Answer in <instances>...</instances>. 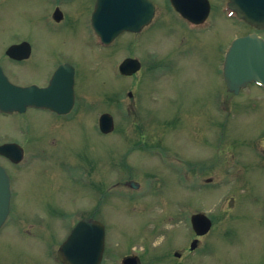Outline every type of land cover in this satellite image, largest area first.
<instances>
[{"label":"rangeland","instance_id":"rangeland-1","mask_svg":"<svg viewBox=\"0 0 264 264\" xmlns=\"http://www.w3.org/2000/svg\"><path fill=\"white\" fill-rule=\"evenodd\" d=\"M151 1L152 23L105 49L85 20L75 18L87 0H72L73 19L58 27L45 18L50 0H0V64L8 79L44 84L50 66L64 60L75 68L76 94L67 117L37 110L0 114V143L21 144L26 154L17 167L0 158L12 190L10 215L0 229V264H59L51 255L75 221L88 215L106 229L103 264H118V252L141 246L154 221L188 197L191 209L220 207L226 218L219 264H264V95L250 86L229 96L224 79L232 42L254 30L229 19L224 1L211 0L202 28L185 21L168 0ZM259 35L264 39V31ZM22 39L34 56L14 71L4 52ZM127 57L142 63L134 77L119 73ZM103 113L114 117L112 134L98 128ZM192 167L191 173L202 170L205 186L221 188L197 191L191 180L184 189L182 174ZM210 176L216 181L206 185ZM223 176L226 183L219 184ZM234 179L239 180L229 182ZM130 180L144 188H110L109 194L108 187ZM178 234L181 243L182 228Z\"/></svg>","mask_w":264,"mask_h":264},{"label":"water","instance_id":"water-1","mask_svg":"<svg viewBox=\"0 0 264 264\" xmlns=\"http://www.w3.org/2000/svg\"><path fill=\"white\" fill-rule=\"evenodd\" d=\"M229 1V7L240 19L257 30H264V0ZM171 2L183 16L196 22L204 20L209 14L208 0ZM154 14L155 6L151 0H98L94 27L102 41L109 44L123 32H140L150 24ZM24 46H13L8 53L16 56L17 50L27 47ZM140 69L141 62L137 59H127L120 66L123 75H133ZM224 75L230 91L237 92L249 82H258L264 86V39L257 33L237 38L227 54ZM74 83V69L69 65H62L50 86L43 89L13 85L0 68V109L7 113H23L29 106H40L62 114L68 113L75 102ZM100 125L105 133L112 131L113 117L104 114ZM0 154L13 158L16 162L22 158V150L17 144L0 146ZM10 201V178L6 169L0 165V228L9 216ZM104 249V227L98 222L85 220L63 244L59 258L63 264H101Z\"/></svg>","mask_w":264,"mask_h":264},{"label":"flooded vegetation","instance_id":"flooded-vegetation-1","mask_svg":"<svg viewBox=\"0 0 264 264\" xmlns=\"http://www.w3.org/2000/svg\"><path fill=\"white\" fill-rule=\"evenodd\" d=\"M71 1L72 0H50L51 2V5L49 6L50 11L47 14V16H45V18L47 21L50 22L51 26L58 27L59 25H62L63 23L66 24L67 22H70L73 19L71 15V9H72ZM87 1L88 3L83 2L82 5L76 10L77 14L75 18L80 19V20H85V28L88 31L93 33L92 17H93L95 8H96L97 0H87ZM212 10H213V5L211 4V12ZM209 17L203 24H200V25H195L188 21L187 22L195 28L196 27L202 28V26L205 25L207 21L209 20ZM23 44L27 46L28 49L27 47L24 46L25 49L22 48L20 50H17L15 54L16 56H11L8 53L11 47L19 46ZM27 54L28 56H26ZM4 56L8 63L7 65H10L11 68L15 71L19 68H22L23 65H25L27 62H30V60L33 59L34 49L28 40L26 39L17 40L16 42L10 43L7 46L4 52ZM64 64L72 65L71 63L64 61V60L58 61L55 67H53V64H52L50 66L51 69L49 70V73H48L49 74L48 79L46 83L44 84H40L39 82H36L35 80H30L28 81L29 83L27 84H24V85L16 84V85L24 86V87L31 86V85H37L39 87H48L57 69ZM0 68L2 72L7 76L8 74H7L6 67L3 64H0ZM247 88L241 89L240 92ZM228 94L229 96L236 95L235 93L230 92V91H228ZM228 102L229 101L225 103H228ZM75 107H76V97H75L74 108ZM74 108L72 109L71 113H73ZM224 108H227V104L224 105ZM30 110L47 112L58 118L67 117V116H70L71 114L70 113L69 115H58L46 109H36V108H28L27 111L24 113L15 112V113H8V114L3 113L0 110V114L3 116H7V117L14 116L15 114L24 115L25 113H28ZM7 143H16V142L4 141L0 143V145L7 144ZM19 145L23 148L21 144ZM23 151H24V155L26 156L24 148H23ZM34 156H35L34 154H31L28 157L32 159ZM123 156L126 160V155H123ZM0 158L4 159L6 162L14 165L15 167H17L16 165H18V164L13 163L10 159L2 155H0ZM192 169L193 167L190 170H187V171L185 170L184 173L182 174L184 189L190 188L191 180H192L191 184L193 182L197 184V185L194 184V187H193V188H196L197 191H201L203 189L205 190L208 187L212 188L213 190L215 189L217 190L219 188L218 185H215L216 183L214 184L215 186L209 184L211 182L214 183L216 181L211 176L207 177L206 185L207 184L209 185L205 186V183H204L205 179H204V182L199 180L200 178H204V175H201L202 170L199 169L191 173L190 171ZM88 174H90V172ZM193 175H194V179L190 178V176H193ZM195 177L196 179H198L197 181L195 180ZM228 177L232 179V175ZM225 178L226 177L223 176L222 180L218 181L219 184L222 182L226 183L227 178L226 179ZM223 179H225V181ZM238 180L239 179H234L229 182L233 181L234 183H236ZM128 182L121 181L118 183V185L113 186L112 189L114 188L120 189V190L121 188L128 189L126 185ZM92 186L96 187V184L92 183ZM110 188L111 187H108L109 194L112 191ZM151 190L153 189L151 188ZM230 191H233V189L231 188ZM103 196L104 198L98 197L97 200H99L100 198L101 199L103 198V201H104L105 196H107V194ZM131 198H134V195L133 197L131 196ZM193 207H194V203L193 201L191 202V199L188 197L187 199L184 198L182 203H177L176 206L174 205V207L168 208L166 212V217L159 219V220H155L154 224L151 225V233H149V236L143 239L144 241L141 246H134L128 249L126 248V250H123V251L121 250L122 254L118 252V264H212L211 262L206 263V261H208V259L210 258L213 259L212 260L213 264H219L216 260L217 248L219 246L218 237H219V232L222 229V225H221V223H223L222 220L226 218L225 216L221 217L220 212H218V210L221 209L220 207H215L209 211L205 210L204 205L198 206L200 208L195 209L196 211L194 209H191ZM83 218L97 220L95 216L93 215L84 216L82 217V219ZM177 228H180V230H176ZM181 228H182L183 238H182L181 243H178L177 239L180 237L178 233L181 232ZM63 243L60 244L57 251H55V253L51 255L54 257H56L57 255L59 264H62V263L60 262L58 258V253ZM114 255L116 256L117 254H114ZM106 258H107V255L105 257V254H104L103 262L105 261ZM149 258H152V259L149 261Z\"/></svg>","mask_w":264,"mask_h":264},{"label":"bare ground","instance_id":"bare-ground-1","mask_svg":"<svg viewBox=\"0 0 264 264\" xmlns=\"http://www.w3.org/2000/svg\"><path fill=\"white\" fill-rule=\"evenodd\" d=\"M113 121H114V119H113ZM114 123H115V121H114ZM176 234H177V233H176ZM176 234H175V235H176Z\"/></svg>","mask_w":264,"mask_h":264}]
</instances>
